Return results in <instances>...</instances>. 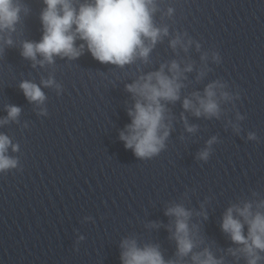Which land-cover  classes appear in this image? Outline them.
<instances>
[{"label": "water", "instance_id": "95a60500", "mask_svg": "<svg viewBox=\"0 0 264 264\" xmlns=\"http://www.w3.org/2000/svg\"><path fill=\"white\" fill-rule=\"evenodd\" d=\"M24 2L31 12L18 26L22 35L14 36L15 46L0 55V118L7 114L6 105L22 109L19 123L0 127L19 143L20 151L12 155L22 166V171L0 174V264H121L120 242L133 234L141 243L160 244L170 258L175 242L164 215L170 202L197 212L203 204L208 218L194 216L192 222L205 245L224 255L222 250L232 246L220 229L224 211L252 190L264 195V0H162L161 8L175 9L166 21L170 31H186L203 49L215 48L222 62L210 64L212 71L201 81L196 71L187 74L181 100L168 106L174 130L167 148L149 160L138 159L119 139L131 123L127 108L133 100L125 84L171 59L190 58L199 69L194 46L176 55L165 39L149 65L138 62L124 69L101 64L87 50L76 60L57 57L54 66L33 68L20 55V40L41 39L39 15L45 5L43 0ZM49 75L63 90L42 88L44 105L29 103L20 82L39 84ZM218 78L240 93L233 103H222L219 119L197 118L183 109L185 96ZM41 108L47 115L39 114ZM237 111L246 117L239 122V135L226 127L230 120L236 123ZM182 113L199 126L194 135L185 131ZM250 131L258 141L247 140ZM212 136L218 143L209 160H197ZM149 221L164 226L150 230L145 228ZM226 261L233 264L231 257Z\"/></svg>", "mask_w": 264, "mask_h": 264}, {"label": "clouds", "instance_id": "9594fccd", "mask_svg": "<svg viewBox=\"0 0 264 264\" xmlns=\"http://www.w3.org/2000/svg\"><path fill=\"white\" fill-rule=\"evenodd\" d=\"M161 3L162 0H43L45 6L39 15L41 39L20 40V55L31 61L33 68L54 66L57 57L76 60L87 50L101 64L124 69L138 62L149 65L152 52L165 39L176 55L180 51L188 53L194 46L201 61L199 69L190 58L184 62L171 59L125 84V91L133 100L127 108L131 123L120 131L119 139L140 160L152 159L167 148L174 130V117L168 106L181 100L187 74L196 71V80L201 81L212 71L210 64L222 62L215 48L203 49L201 42L186 31H170L171 25L166 21L173 19L175 9L172 6L161 8ZM30 12L24 0H0V55L5 48L15 46L14 36L22 35L18 26ZM19 88L28 102L38 107L47 99L42 88H55L57 94L63 90L52 75L42 78L39 84L22 80ZM237 99H240L239 91L233 92L228 82L218 78L208 82L202 92L194 91L185 96L182 107L197 118L219 119L222 103H233ZM5 111L7 114L0 118V127L19 123L22 111L19 106L6 105ZM39 114L47 115L46 109L41 108ZM245 118L237 111L236 123L230 120L226 127L231 126L239 135L242 130L239 122ZM180 119L187 133L194 135L198 131L199 126L190 124L183 113ZM246 138L249 141L259 139L251 131ZM216 143L217 136L209 138L205 147L197 152L196 159L207 162ZM19 151V143L0 132V174L22 171L19 158L12 155ZM203 209V204L198 212L181 202L167 204L164 215L170 220L165 227L170 233L169 239L175 242L174 255L166 259L160 244L141 243L133 234L120 242L121 264H227L226 257H231L233 264L241 261L243 264H264V195L252 190L250 196L239 198L224 211L220 229L232 246L222 250L225 254L220 256L213 251L214 245H205L199 225L192 222L194 216L208 218ZM161 226L164 225L158 221L145 224L150 230Z\"/></svg>", "mask_w": 264, "mask_h": 264}]
</instances>
